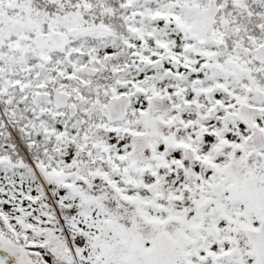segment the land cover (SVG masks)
<instances>
[{
	"label": "snow or ice",
	"instance_id": "snow-or-ice-1",
	"mask_svg": "<svg viewBox=\"0 0 264 264\" xmlns=\"http://www.w3.org/2000/svg\"><path fill=\"white\" fill-rule=\"evenodd\" d=\"M0 264H264V0H0Z\"/></svg>",
	"mask_w": 264,
	"mask_h": 264
}]
</instances>
